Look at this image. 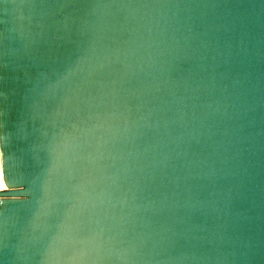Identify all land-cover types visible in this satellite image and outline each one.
<instances>
[{"label": "water", "instance_id": "1", "mask_svg": "<svg viewBox=\"0 0 264 264\" xmlns=\"http://www.w3.org/2000/svg\"><path fill=\"white\" fill-rule=\"evenodd\" d=\"M0 264H264V0H0Z\"/></svg>", "mask_w": 264, "mask_h": 264}, {"label": "bare ground", "instance_id": "2", "mask_svg": "<svg viewBox=\"0 0 264 264\" xmlns=\"http://www.w3.org/2000/svg\"><path fill=\"white\" fill-rule=\"evenodd\" d=\"M5 187H4V183H3V179H2V171H1V165H0V191H4Z\"/></svg>", "mask_w": 264, "mask_h": 264}]
</instances>
